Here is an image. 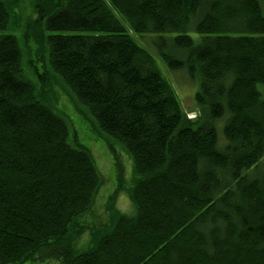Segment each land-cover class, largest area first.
Instances as JSON below:
<instances>
[{
    "label": "trees",
    "instance_id": "obj_1",
    "mask_svg": "<svg viewBox=\"0 0 264 264\" xmlns=\"http://www.w3.org/2000/svg\"><path fill=\"white\" fill-rule=\"evenodd\" d=\"M11 11L0 0V264H264V0H60L48 14V70L132 163L133 213L109 214L84 253L73 232L103 178L26 78ZM149 34L170 72L199 76L195 118L133 37Z\"/></svg>",
    "mask_w": 264,
    "mask_h": 264
},
{
    "label": "rangeland",
    "instance_id": "obj_2",
    "mask_svg": "<svg viewBox=\"0 0 264 264\" xmlns=\"http://www.w3.org/2000/svg\"><path fill=\"white\" fill-rule=\"evenodd\" d=\"M2 1L5 2V0ZM59 4L60 0H6V6L11 7L12 11L5 32L17 39L23 54L22 66L25 76L35 84L40 99L65 117L69 124L70 134L72 132L71 141L73 140L75 144L78 143L81 149L90 152L96 168L103 178V184L95 196L90 212L81 220L82 223L80 222L82 227L73 232V238L77 240L74 243L75 250L78 253H84L94 247L93 237L107 225L109 214H113L116 210L119 214L133 213V207L127 199V190L123 191L122 189V187L130 188L132 184V163L120 152L119 145L113 142L108 143L102 135L96 132L89 120L90 117L83 112L84 109H79L65 88L53 78L48 70L50 69L49 50L45 40L48 36L57 33L46 31L44 24L48 14L55 11ZM117 17L119 16L117 15ZM65 34L71 35V33ZM187 34L195 41L200 38L192 30H189ZM133 37L136 43L148 50L155 59L161 74L175 90L183 113L188 119L195 118L198 115V110L194 96L199 90V76L196 74L194 80H189L184 70L170 72L161 62L152 44V41L158 37L157 35H135ZM257 88L261 97L264 98V86L259 85ZM219 122L215 124V130L218 146L221 147L223 144L221 145L219 141L223 139V124L220 125ZM90 231L93 232L90 233ZM25 264L59 263L45 259Z\"/></svg>",
    "mask_w": 264,
    "mask_h": 264
}]
</instances>
